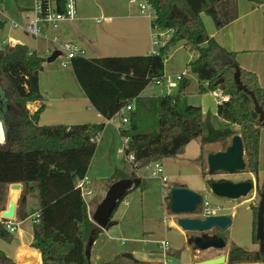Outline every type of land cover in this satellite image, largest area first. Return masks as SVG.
I'll use <instances>...</instances> for the list:
<instances>
[{"label": "trees", "instance_id": "trees-1", "mask_svg": "<svg viewBox=\"0 0 264 264\" xmlns=\"http://www.w3.org/2000/svg\"><path fill=\"white\" fill-rule=\"evenodd\" d=\"M147 1L154 11L157 30H172L156 52L70 58L74 76L91 105L109 118L126 102H134L135 109L119 128L120 135L128 137L125 153L133 154L134 171L180 153L196 137L202 149L214 142L225 147L227 139L238 133L243 141L244 171L256 173L264 120L259 121L250 93L264 110V87L254 72L238 64L235 52L207 34L200 17L205 12L220 28L236 17L235 0ZM42 2L44 5L47 0ZM50 2L56 11H63L65 0ZM3 24L0 21V28ZM179 42L197 52L187 67L198 80L199 93L218 89L228 96L226 101H219L215 115L203 114L199 105L182 103L183 77L178 81L177 94L141 95L152 79L164 76L165 55ZM44 61L22 43L0 47V86L7 96V105H0L4 130V141L0 142V211L6 206L8 185L35 184L39 208L31 246L39 251L40 264H90L85 254L87 242H94L101 228L90 220L77 182L85 177L104 123L39 124L43 105L30 112L27 103L43 97L38 75ZM232 124L239 127L238 132L229 127ZM1 132L0 126V140ZM257 192H264V186L257 187ZM24 201L21 194L19 202ZM166 209L170 211L169 194ZM252 211L253 241L259 243L255 236L257 206L253 205ZM11 234L0 223V238H10ZM119 257L103 264L119 263ZM228 262L264 264V251L231 245ZM0 264L15 263L0 250Z\"/></svg>", "mask_w": 264, "mask_h": 264}, {"label": "rangeland", "instance_id": "rangeland-1", "mask_svg": "<svg viewBox=\"0 0 264 264\" xmlns=\"http://www.w3.org/2000/svg\"><path fill=\"white\" fill-rule=\"evenodd\" d=\"M99 1L103 3L104 6L110 7L113 5L111 1H116L117 4L123 5V1H126L127 6L134 11L137 10V5L135 3H130L129 0H78L77 1V15L74 17L73 28H80L85 25L89 30L95 31V28L99 25L100 29L107 31L108 26L102 24L106 19H104L100 24H97L94 18L99 17L100 6ZM241 3L242 0H238ZM245 3L252 2L251 0H244ZM37 0H0V21H3V26L0 28V47H5L9 44V36L17 34L18 38L22 43L26 44L29 49L36 50V53L43 57L46 56L47 46L50 49H57L61 51L53 61L45 62L44 69L47 71L53 67L56 70H66L69 68V60L66 58V51L60 48V43L53 42L52 36L50 34L48 38L43 36L33 37L31 34L27 33L21 27H13L10 25L11 20L21 21L24 20L25 14H29L31 19L35 16V3ZM96 4V10H91ZM22 6H27L22 10ZM103 6V7H104ZM237 7V5H236ZM137 12V11H136ZM138 15H142L137 12ZM142 22L149 25V35L151 39L153 36L158 34L159 40L164 43L167 37H170L171 32L169 30H157L151 27V21L144 15ZM200 17L206 21H209L213 25L212 18L202 12ZM4 18L6 20H4ZM90 18V19H89ZM69 19V18H68ZM6 21V22H5ZM203 22V21H202ZM16 22H12L14 24ZM27 23V21L25 22ZM26 25V24H25ZM204 25V24H203ZM58 32V31H57ZM60 35V34H59ZM61 38L66 39L60 35ZM70 40V39H68ZM153 45L154 52H156L161 44ZM183 42H179L169 48L165 55L164 60V74L165 76H174L176 74H182L183 78L186 80V86L181 93V100L184 105L187 104H197L201 106L203 114L211 113L214 114L215 105L219 102L218 92L219 90L208 91L205 93H199V86L195 74L190 72L187 67V63L194 59L197 54L196 51L189 49L188 46H184ZM51 54V52H50ZM86 54H89L86 51ZM62 62H64L65 67H62ZM175 78V77H174ZM3 87V86H2ZM179 88V83L169 90L150 82L143 90V95H165V94H177ZM44 96L43 93H41ZM7 105V96L4 89L0 90V105ZM105 121V120H104ZM99 123V122H98ZM223 123V122H222ZM107 127V128H106ZM118 126H112L105 124L101 131V134L97 140L96 150L91 158L90 164L87 169L88 180H93L100 182L101 178H109L112 176L115 168H118L115 175L109 180H105L102 183H108L112 178L117 177L118 174L124 173L125 171H130L132 169V164L126 158V154L123 152L121 154L117 153L118 148L124 149V138L119 134ZM121 127V126H120ZM230 127V125H229ZM228 141V139H227ZM226 141V142H227ZM230 141V140H229ZM222 143L220 142L209 145L205 147L202 154V149L200 148V142L198 138L190 140L183 148V150L174 155L160 158L158 161L162 164L163 172L167 176V181L161 183L156 177L149 176V170L145 167L137 169V174L142 178V186L134 188L129 191L123 198L131 202V207L134 210V217L137 219V225L131 230L133 237L129 238L123 235L124 239L127 241L132 238H145L148 243H143L137 241L135 243V251L133 253L135 258L143 257L149 260L158 259L159 261H164V256L161 254L162 249L156 241L167 240L169 243V249L166 252L167 262L170 264H186L196 262L202 259L215 257L220 254H227V251L231 245L240 246L247 250H258L259 243L253 241V211L252 206L258 205L259 193L257 192V187L261 188L264 186V128H261L259 134V146H258V163L256 173L249 175V172L242 171L236 174H209L207 172L206 164V149H216L221 148ZM223 150V149H222ZM201 156V158H200ZM134 173V172H133ZM253 177L255 180L256 187L252 191H256L258 196L253 199H248L251 197V192L246 196H241L237 199H229L225 197H220L209 190V183L211 181L219 180H231L236 181L240 179H246ZM174 185H184L195 191H198L205 197L211 205H219L221 207L218 214H232V222L227 230H221L218 228H213L204 232H192L185 231L186 235L171 228L163 221L165 214L169 217L173 216L176 224L178 217H195L197 214L193 213H183L174 214L166 209V198L164 197V192L170 190ZM149 186V187H148ZM144 187V188H143ZM141 190H143L141 192ZM88 199L90 196H86ZM248 199V200H247ZM29 200V212L36 210L38 203V195L35 190H30L28 195ZM121 200V202H122ZM124 201L121 207L117 210L114 209L113 213L117 215L122 207H125ZM95 202V200L93 201ZM95 202V207L99 203ZM120 202V203H121ZM90 206L93 207L92 201ZM95 208L91 209L94 211ZM31 219H27L24 225H29ZM168 226V227H167ZM177 226V225H176ZM178 227V226H177ZM180 228V227H179ZM151 231V232H150ZM15 233V232H14ZM13 234V233H12ZM11 234V235H12ZM205 236H222L226 244L221 249L208 248L206 250H197L192 244V239L196 235ZM187 236V238H186ZM122 237V236H121ZM11 238H0L1 242L10 244ZM188 240V242H187ZM119 245L122 247L124 243L118 241ZM32 247V246H31ZM92 247L90 246L89 252L92 255ZM34 248V247H32ZM37 250L36 248H34ZM4 252L3 249H0ZM124 252V251H123ZM129 252V251H128ZM194 255H196L194 257ZM16 257V254H13ZM226 263V262H225ZM249 263V264H258ZM194 264V263H193Z\"/></svg>", "mask_w": 264, "mask_h": 264}, {"label": "crops", "instance_id": "crops-1", "mask_svg": "<svg viewBox=\"0 0 264 264\" xmlns=\"http://www.w3.org/2000/svg\"><path fill=\"white\" fill-rule=\"evenodd\" d=\"M251 1L252 2L245 3V1L242 0L241 3H239L238 0H235V3L237 5L236 17L232 21H230L229 23L225 24L220 28H216L214 23L212 25L209 21L204 20L203 17H202V21L207 34L210 37L214 38L222 47L235 52L236 60L238 64L244 69L254 72L257 75L260 84L264 87V0H251ZM99 3L103 9L100 10L99 17L94 18V20L97 24H100V22L106 19L102 24L108 26V29H106L107 31L103 32L104 30L100 29L99 25L95 28V31L89 30L85 25H82L80 28L79 27L73 28L74 25L73 22L74 20H76V18L74 17L73 19H64L60 21L58 27L55 29L49 27H43V29L41 30L42 34L39 36L44 37V34H46L47 37L44 38H48L50 34H53L58 37L57 43H61L63 41H71L77 44L78 47H80V49L83 51L82 55L88 58L101 57V56L103 57V56L146 55V54L154 53L153 50L154 47L152 44L151 35H149V30H150L149 25L144 24L142 22L143 16L138 15L137 13L139 12L138 7L136 12L127 6L126 1H123V5L117 4L116 1H111V3H113L111 8L104 6L101 1H99ZM25 7L27 6H22L21 9L23 10ZM26 9L28 8H25V10ZM91 10H96V4L95 6L92 7V9H90V12ZM76 15H77V2H76ZM30 19L31 16L27 13L24 16V20L23 19L21 21L11 20L10 25L13 27L16 26L21 27L23 28V30L27 32L26 25ZM4 20L6 19L4 18ZM26 21L27 23H25ZM12 22H16V23L12 24ZM59 34L67 38L63 39ZM160 42L161 44L163 43L162 41ZM16 43H22L21 40L18 38V35L17 34L10 35L8 45H14ZM54 50L55 48L50 49L47 46L46 56L48 57L50 55V52L52 53V51ZM86 51H88L89 54H86ZM45 62H49V61L45 59L44 63ZM44 63H43V69L39 72L38 75L39 90L41 93L44 94V96L42 97L41 100L31 101L27 103V108L29 109L30 112H34L41 105H43V110L41 111L38 119L39 124H75V123L103 122L104 126L106 123L108 125L118 126L116 128L119 131L121 123L107 121L108 118L104 117L101 113H99L96 109L93 108L87 96L85 95L84 91L77 82L74 73L71 69V66H69V68L66 70H56V67H53L46 71L44 69L45 67ZM69 65H70V60H69ZM62 67H65V65H63ZM176 75L170 77L174 78ZM1 89H3L2 86H0V90ZM141 95H143L142 92ZM218 103L219 102H217L215 105V111L213 115L216 114V106ZM230 128L233 131L238 132L239 127L236 124H232L230 125ZM196 138L199 139V137ZM230 138H228V141L226 142V146L230 143L229 141ZM215 143L219 144L220 142L207 144L203 146L202 149V145L200 142V148L202 149L201 154L205 149V147ZM225 147H223L222 145L221 148H216V149L207 148L206 150L217 151V150L225 149ZM116 171H118V168L114 169L111 177L115 175ZM133 172L135 173L136 176L140 177V183L136 187L131 188L129 190L131 191L134 188H138L142 186V178L137 174V170L134 171L133 167L130 171H125L124 173L118 174L117 177L112 178V180H110V182H108L107 184L102 182L111 179V177L101 178L99 179L100 182H96V181L93 182V180L89 181L90 189L93 191V194L89 195L90 197L88 199L89 207L87 209V212L90 220H91V215L93 213V210L91 209L95 208V202L97 203L104 197L109 185L114 180L120 179L122 175H124V177H127L128 175H131ZM249 175H252V172H249ZM156 178L161 181L159 177ZM84 179L88 180L87 171ZM248 179L249 178L246 179L244 178V179H240L239 181L248 180ZM250 179L254 180L253 177H250ZM17 184L18 187H13V184L8 185L7 202L3 210L7 208L9 200H12L15 205L14 219L19 220L20 217L23 215H25L26 217L19 220L21 222L20 226L15 231V233H13L10 236V238L12 237L11 240L12 242L10 244L0 241V249H3L4 250L3 253L7 257H9L15 264H40L41 256L39 251L31 247L32 228H33V224L36 221L35 217L37 210L39 208V198H38L36 210H34L33 212H29L27 210L29 209V205H28L29 191L34 190L35 184H23V183H17ZM252 190H254V188ZM142 191L143 190H141V192ZM21 194L25 195V201L23 203L19 202V197ZM257 196L258 193H256V191H252L251 197H249L248 199L250 200L256 198ZM94 200L95 202H93ZM91 201L93 207L90 206ZM123 201L124 200H122V202ZM120 202L115 209L118 210L121 207L122 202L121 203ZM124 203H126L124 205L125 207H122L120 211L117 213V215L116 213L114 214L112 212L108 226L105 229L101 228V232L99 233L96 240H94V242L92 243L91 246L93 247H92V255L90 256V264L107 263L111 261L116 255L118 254L120 255V253H122L123 251H129L133 254L135 251L134 244L137 243V241H141L143 243L150 242L148 240L146 241L145 238H132L131 240H128L127 243V241L123 238L124 237L123 235H126L129 238L133 237L131 230H133L135 225H137V219L134 217L135 214L133 208L131 207V202L126 200V202L124 201ZM227 215H230L232 217V214H227ZM27 219H31L32 223H30L29 225H24V222ZM164 223H166L171 228H175L176 230H179L180 232L186 235L185 231L181 230L179 227L176 226L173 216L168 217L167 221H165ZM118 241L124 243V246L121 247ZM156 243L158 244V241H156ZM228 251L226 254L227 260L225 264H249V263L228 262ZM13 254H16V257H14ZM161 254L164 256L163 262L159 261L156 258L153 260H149L146 259V257L145 258L140 257L138 258V260H140L141 262L151 263V264H166L168 261L166 258L167 253L165 254L161 253ZM195 256L196 255H194V257ZM118 261L120 263H123L126 262V259L123 257H119ZM193 263L195 262H192L191 264ZM258 264H263V263H258Z\"/></svg>", "mask_w": 264, "mask_h": 264}, {"label": "water", "instance_id": "water-1", "mask_svg": "<svg viewBox=\"0 0 264 264\" xmlns=\"http://www.w3.org/2000/svg\"><path fill=\"white\" fill-rule=\"evenodd\" d=\"M60 50L55 49L46 58L47 61H53ZM221 81V79L219 80ZM218 81V82H219ZM254 109L259 114V121L264 120V110L259 106L256 98L250 93ZM1 126V140L4 141L3 125ZM207 172L209 174H236L242 172L246 168L244 159L243 141L239 134H233L230 138V143L223 150L207 151L206 152ZM140 183V177H124L114 180L106 190L104 197L96 205L91 220L100 228L105 229L108 226L112 212L116 205L124 197V195L133 187ZM13 187H18L17 183ZM256 187L255 180H219L209 183V190L213 194L229 199H237L241 196H246L253 188ZM202 194L184 185H174L169 190V209L174 214L193 213L197 210V205L201 203ZM15 205L12 200H9L8 206L2 211V215L7 218L15 217ZM232 222V217L227 214L209 215L204 218L195 217H178L176 225L183 231L204 232L213 228L221 230L227 229ZM255 236L259 241V250L264 251V192L259 193V202L256 213V229ZM93 240L87 242L85 249L86 257L90 260V246ZM192 244L197 250H206L208 248L221 249L226 242L221 237L205 236L203 234L196 235L192 239ZM120 257L126 259L123 263L113 264H151L141 262L131 252L124 251L120 253ZM227 260L226 254H220L215 257H210L196 261L194 264H225ZM103 264V263H98Z\"/></svg>", "mask_w": 264, "mask_h": 264}, {"label": "built area", "instance_id": "built-area-1", "mask_svg": "<svg viewBox=\"0 0 264 264\" xmlns=\"http://www.w3.org/2000/svg\"><path fill=\"white\" fill-rule=\"evenodd\" d=\"M130 3H135L139 9V12L146 16L151 21V26L155 29L156 25H153L154 22V11L152 9L151 4L147 0H129ZM76 2L77 0H65V6L63 11H56L50 2V0H47V2L43 5L42 0H37L35 3V16L33 19H30L29 22L26 25V30L28 33H30L33 36H39L41 35V30L43 27H49V28H57L60 21L64 19H73L76 15ZM172 32V30H169ZM44 37H47L46 34H44ZM52 41L57 43L58 37L53 36ZM159 43V36L156 34V36L152 37V44L157 45ZM60 48L64 51H66V58L70 60V58L76 56V55H82V50L80 47H78L77 44L71 42V41H63L60 43ZM62 65H64V62H62ZM182 74H178L175 76V78H172L170 76H162L160 78H154L151 82L154 84L161 86L167 90L175 87L178 83V81L182 78ZM218 98L220 101L224 100L226 101L228 99L227 95H224L221 90L218 92ZM135 109V104L133 101L126 102L121 109L109 117L107 121L111 122H117V123H126L129 119V114ZM124 138V149L118 148V153H125V144L128 141V137ZM98 140V139H97ZM126 158L129 162L133 161V154L132 153H125ZM145 169L149 170V175L153 177H159L161 179V182L164 183L167 181V176L163 172L162 164L157 160L155 162L149 163L145 166ZM90 182L89 180H85L84 178L79 180L77 182V186L80 189V194L83 197L87 209L89 207V201L86 196L92 195L93 191L90 189ZM169 194V191L166 190L164 192V197L166 198ZM221 209L219 205H215L214 207L211 205V203L205 198L202 197L200 207L197 208L195 213L197 216L204 218L209 215H217ZM37 216V213H36ZM167 216L163 217V221H167ZM0 223L4 225L5 229L9 233H14L20 226V221L15 220L14 218H7L2 215V211H0ZM159 247L162 249L163 254L166 253L168 250L169 243L167 240H160L158 241Z\"/></svg>", "mask_w": 264, "mask_h": 264}]
</instances>
